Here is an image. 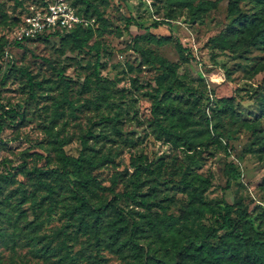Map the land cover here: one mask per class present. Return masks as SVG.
Returning <instances> with one entry per match:
<instances>
[{
    "label": "rangeland",
    "instance_id": "rangeland-1",
    "mask_svg": "<svg viewBox=\"0 0 264 264\" xmlns=\"http://www.w3.org/2000/svg\"><path fill=\"white\" fill-rule=\"evenodd\" d=\"M46 1L0 0V122L7 113L0 174L11 172L13 180L3 183L0 197V264H128L133 251L120 246L127 236L112 243L105 228L117 219L130 231L138 212L179 218L167 241L153 229L140 236L165 258L167 246L171 250L181 239L178 226L190 234L202 232V225L217 227L225 203L234 206V222L243 225L246 238H264V90L258 91L264 83V41L230 32L232 26L241 30L227 15L230 0L196 18L169 0H89L101 16L79 1L91 29L83 48L76 49L66 34L18 47L21 16ZM235 1L241 14L264 18L258 0ZM164 19L172 25L154 26ZM165 36L188 48L186 62L174 42L156 41ZM138 47L175 63L176 71L161 78L163 70L147 63ZM13 64L41 84L34 94L28 74L10 70ZM160 84L165 88L158 95ZM223 97H234L233 106L219 102ZM82 151L94 163L82 171L96 178L92 201L117 204L107 209L99 235L71 217L67 192L53 201L26 174L34 166L58 167L63 156L78 158ZM137 168V200H116V193L134 189ZM232 169L237 174L228 185ZM24 194L28 200L20 205ZM21 210L26 229L19 226ZM210 242L218 245V239ZM42 245L49 246L48 257L38 251Z\"/></svg>",
    "mask_w": 264,
    "mask_h": 264
},
{
    "label": "trees",
    "instance_id": "trees-1",
    "mask_svg": "<svg viewBox=\"0 0 264 264\" xmlns=\"http://www.w3.org/2000/svg\"><path fill=\"white\" fill-rule=\"evenodd\" d=\"M54 0H48L44 4L37 7L36 10L46 8L49 3ZM69 4L76 10L77 14L81 17L88 19L84 14H82L78 9V2L87 3L88 7H93L94 12L101 16L100 11L96 6H93L89 0H67ZM106 1V0H105ZM222 0H169L172 5H177L183 8H187L191 13L193 18H196L204 13L209 12L210 10L216 9L219 3ZM197 2V3H196ZM258 2L263 3L264 0H258ZM89 9V8H88ZM36 10L25 13L21 16L20 22L23 23L26 15L34 13ZM88 10H86L87 12ZM227 15L229 18H234V22H237L241 26V30L235 31V29L230 27V32L238 36L241 34L252 35L253 38H260L264 41V18L261 17H249L245 14H241L238 3L235 0H230L228 4ZM136 23V22H135ZM160 25L171 26V22L167 19L159 20L154 23L155 27ZM90 25H78L72 29H57L53 32H44L43 34L38 35L36 38H29L23 42L15 40V45L18 47H23L27 43L34 40L46 39L48 37L58 36L61 34H66L67 37L72 38L75 48L81 49L85 44L88 43L91 34ZM107 27V22L104 19V28ZM82 33H85L86 36L79 41V37ZM153 39H155L153 37ZM158 43L164 42H174L177 51L180 54V58L183 62H186L189 59L190 52L188 48L184 47L181 40L174 39L172 36H165L159 39H156ZM138 51L144 57L145 61L151 65H159L163 70L161 78H168L171 74L176 71V64L169 61L165 57L155 54L151 49H144L138 47ZM10 70H19L21 73H26L21 68H18L15 64L12 65ZM9 70V71H10ZM6 76H9L10 72ZM62 71H60V75ZM29 76L30 88L32 94H34V87H40L39 82L32 81L31 76ZM165 86L160 84L157 93L158 95L164 89ZM264 90V83L261 84L258 88V91ZM159 101V100H158ZM219 102L226 104L228 107L233 106L234 97H223L219 98ZM161 104V103H160ZM158 104V105H160ZM218 109L214 110V117L219 115ZM7 119V113L1 115L0 122V132L4 129L5 123L3 122L5 116ZM114 128L117 127L118 119H113ZM210 118H207L208 126L210 124ZM25 121V115L22 114L20 122ZM159 126L162 124L157 121ZM216 128L217 126H213ZM256 132L257 128L252 127ZM168 130V133L175 134L172 130ZM262 133V138L260 143L262 149H264V129L260 130ZM3 143V141H0ZM85 149V148H84ZM62 164L54 168H40L34 166L31 169L26 170V174L31 178L36 179V184L39 189L47 190L48 197L51 200H55L61 192H67L70 201L71 207L68 208V212L72 218L78 220L80 227L92 228L96 235H99L102 227L105 225V219L109 215L108 208H117L115 205L109 202L106 205L96 204L92 201L91 193L93 192L91 186L96 184V178L91 174L82 176L83 169L89 165H93V161L85 156V153L82 151L78 158H70L68 156H63L61 158ZM22 167L25 169L26 164L24 163ZM141 172L136 169V178L134 180V189L131 192L116 193V200L123 199H134L138 198V189L140 187V176ZM237 174L236 169H232L228 175V185L235 178ZM11 172L6 174H0V197L3 195V183H12ZM28 195L24 194L19 201V204H24L28 200ZM35 199V198H34ZM36 201V200H34ZM223 215L222 222L219 226H201V231H194L192 234L187 233L183 229V225L178 226L177 230L182 234L181 239H176L173 243V246L170 248L167 246V256L165 258H160L158 253L154 251L151 245L143 244L140 240V236L143 232H146L150 229L155 231V237H157L161 242L167 241L166 233L179 224V218L173 215H154L151 217L148 214L138 212V218L136 215H132V228L129 231L126 225H118L119 220H113L108 222L107 227L105 228V233L109 234V237L112 239V243H119L121 237L127 236V239L123 242H120L121 247H129L133 251L132 258L133 260L128 264H227L229 262H240L241 259H245L254 264H264V238H246L248 234H242L243 225L240 222H234V206L232 204L225 203L223 206ZM2 207H0V221H1ZM5 215V213H4ZM18 218L20 219L19 226L22 229H26L28 223L26 222L25 212L20 211ZM87 218H93L92 223L86 221ZM232 229V230H231ZM33 239H36L32 236ZM218 239V245L214 246L211 244V239ZM38 243H42L38 240ZM38 251L45 255L49 256V246L42 245L38 248ZM112 251H119L112 249Z\"/></svg>",
    "mask_w": 264,
    "mask_h": 264
},
{
    "label": "built area",
    "instance_id": "built-area-1",
    "mask_svg": "<svg viewBox=\"0 0 264 264\" xmlns=\"http://www.w3.org/2000/svg\"><path fill=\"white\" fill-rule=\"evenodd\" d=\"M88 24L89 21L78 15L67 0H54L46 8L25 16L15 40L23 42L44 32L72 29L78 25Z\"/></svg>",
    "mask_w": 264,
    "mask_h": 264
}]
</instances>
